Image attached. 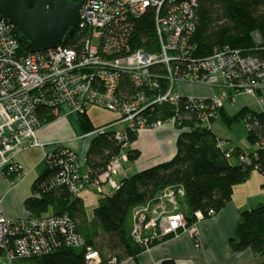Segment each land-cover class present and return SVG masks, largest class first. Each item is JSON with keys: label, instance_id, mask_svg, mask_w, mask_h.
<instances>
[{"label": "built area", "instance_id": "2783aa9c", "mask_svg": "<svg viewBox=\"0 0 264 264\" xmlns=\"http://www.w3.org/2000/svg\"><path fill=\"white\" fill-rule=\"evenodd\" d=\"M196 5L197 0H85L76 29L85 34L80 47L66 44L36 52L22 51L15 25L1 20L0 174L13 175L16 185L29 173L18 155L40 147L42 161L59 165L57 181L72 193L80 194L89 185L108 193L107 186L116 189L119 185L115 177L123 173L122 160H127L126 150L131 146L129 132L168 124L178 133L176 126L182 117L212 129L220 109L240 94L254 96L258 110L264 111V60L226 48L190 61ZM148 8L156 11L154 34L147 47H133L130 26ZM124 79L130 87L123 86ZM184 84L207 85L217 91L188 94L181 88ZM165 105L170 110L162 108ZM92 106L113 110L119 116L110 126L95 130L92 137L111 127L124 149L90 182L86 155L60 141L44 142L38 132L50 116L85 113ZM168 112L172 115L167 116ZM121 119L124 125L116 128ZM218 143L222 149L229 148L228 154L234 149L226 139L219 138ZM240 159L249 161L244 154ZM185 196L182 185L167 186L154 200L136 208L133 239L149 250L154 240L189 231L200 245L197 225L207 218L197 211L188 226L181 210ZM208 214L214 217L215 211ZM59 234L69 246H85L87 264H103L101 252L87 245L68 214L35 216L26 212L25 216L11 217L0 197V264L49 253ZM107 264L119 261L112 257Z\"/></svg>", "mask_w": 264, "mask_h": 264}, {"label": "trees", "instance_id": "16d2710c", "mask_svg": "<svg viewBox=\"0 0 264 264\" xmlns=\"http://www.w3.org/2000/svg\"><path fill=\"white\" fill-rule=\"evenodd\" d=\"M77 1L82 4L85 0ZM195 10L197 20L190 39L194 47L189 56L190 61L226 48L240 50L243 54H252L264 60V0H197ZM155 17V9L148 8L140 18L133 21L130 26L131 46L147 47L150 36L154 34ZM255 30L260 32L262 41H256L253 35ZM83 35L79 29L76 30L67 44L79 48ZM21 45L25 52L24 45ZM123 81V86L130 87L127 79ZM162 108L169 109L166 105ZM169 115H172L171 112H168ZM218 117L230 126L234 122L245 121L248 129L247 143L254 149L248 151L234 145L228 154L229 148L219 147L218 139L222 137L213 129L198 125L195 119L182 117L176 126L179 132L177 153L173 158L122 178L111 193H101L93 210L97 229L94 233H89L85 224L87 215L83 198L57 181L60 172L57 163L41 161L43 171L32 184V194L23 201L26 212L35 216L68 214L75 220L87 245L101 252L103 264H107V260L112 257H116L119 262L127 258L136 259L147 247L137 243L131 235L129 215L135 205L154 200L167 186L182 185L186 191L183 208H186L185 214L190 226L197 211H202L207 219H211L213 217H208V213L214 210L216 216L232 199L235 186L246 182L253 171L264 174V111L243 106L230 114L221 108ZM55 119L50 116L42 125ZM78 121L84 133L112 124L108 122L96 126L88 111L79 113ZM138 134L129 132L131 146ZM131 146L126 151L129 160L135 161L141 156V151ZM123 149V144L116 139L112 128H106L93 136L86 154L90 182L97 179ZM242 154L247 155L249 161L241 160ZM5 177L13 181L14 176ZM173 236L154 240L150 246ZM58 237L49 253L19 260L16 264H87L85 246H69L64 240L65 236L59 234ZM193 238L196 242L197 237ZM229 244L239 252L251 249L260 256L257 264H264V202L240 212L239 222L229 238ZM160 264L177 262L166 258Z\"/></svg>", "mask_w": 264, "mask_h": 264}, {"label": "crops", "instance_id": "0c3cea01", "mask_svg": "<svg viewBox=\"0 0 264 264\" xmlns=\"http://www.w3.org/2000/svg\"><path fill=\"white\" fill-rule=\"evenodd\" d=\"M191 94L204 95L203 91L193 92ZM235 102L236 101H229L225 109L231 112L230 108H232V104ZM249 102L250 103L240 104L233 110V113L243 106H250L254 109L259 108L254 97L251 98ZM58 123L59 120L57 119L49 124L43 125L38 132L39 139H42L44 142L60 141L63 145L72 148L80 155H86L90 141L88 143H72L75 137L63 136L60 138V136H54L55 134L51 135L43 131L46 126L54 127ZM177 136L178 133L176 129L168 124L157 129H144L139 132L132 146L141 151V156L133 161V163H129V166H124L125 171L118 174V181H121V179L126 176H130L128 173L130 170L134 169L135 171H140L151 165L173 158L177 153ZM227 140L231 142V140ZM231 144L240 146L248 151L254 149L248 143L239 144L231 142ZM258 174L259 175H255L257 179H254L253 183L245 187H239L243 186L245 182L237 185L238 189L234 191L232 199L215 217L198 223L200 245L196 244L189 231H183L179 236L159 242L149 250H145L139 254L136 259L127 258L119 262V264H160V262L166 258L176 260L177 264H257L260 261L259 255L255 254L251 249L240 252L233 250L229 244V238L234 233L239 222L240 212L255 206L256 204H253L255 198L263 199L261 197L264 193L258 191L256 186L264 180V176L259 172ZM237 186H235V188ZM107 189L108 191L114 190L109 186H107ZM4 195L3 186L0 185V197L4 199ZM79 196L83 198L82 195L79 194ZM83 200L85 203L84 198ZM258 201V203L263 202V200ZM4 210L7 215L11 217H19L16 216L15 208L8 205L7 202L5 203ZM88 218L89 216L87 215L85 224L90 226L87 224L90 221V218ZM90 222L91 224H96L94 219H91Z\"/></svg>", "mask_w": 264, "mask_h": 264}, {"label": "rangeland", "instance_id": "374dc122", "mask_svg": "<svg viewBox=\"0 0 264 264\" xmlns=\"http://www.w3.org/2000/svg\"><path fill=\"white\" fill-rule=\"evenodd\" d=\"M253 35H254L257 42L262 41V36L258 30H255L253 32ZM206 86H200L197 84H184V85H182L181 88H182V90L186 91L185 93H188V94H191L193 92H198V91L202 92L203 91V94L206 95V94H210V93L217 91L214 88H210V87H206ZM246 95L247 94H240L238 96L236 102L234 104H232V108H230L231 112L229 110L227 112L230 114H233V110H235L240 104L250 103L249 101H251V98H253L254 96H251V95L246 96ZM254 99H255V101H257V99L255 97H254ZM257 106H259V105H257ZM225 107H226V105L223 106L222 108H225ZM88 114L90 115V117L92 118V120L96 126L106 124L110 121L114 123L116 121V119L119 118L117 112H115L113 110H108L105 108L94 107V106H92L88 109ZM78 115H79V113L72 112V113L67 114L66 116L56 118L55 120L58 119L59 123L57 125L53 124V125H55L54 127L53 126H46V128H44L43 131L48 133V134H51V135L55 134L54 136H60V138L63 136L64 137H67V136L68 137H75L72 143H88L91 140L92 135L94 134V131L87 132V133L82 132L81 127L79 125V121H78ZM123 122L124 121H122V119H121L120 120L121 124L120 123L116 124V128H122V126L124 125ZM42 127H43V125H42ZM212 129L219 137H222L226 140L229 139V140H231L232 143H239V144L247 143V133H248L247 131H248V129H247V126L245 124V121H237V122H234L233 125L230 126V125L226 124L220 117H218L215 121H213ZM132 147L133 146H131V148ZM43 153H44V151L42 148L34 147V148H30V149H28V150H26V151H24L18 155V160L25 167L24 170L28 171L29 173L21 181H19L16 185H14L13 181H9L7 178H5L4 176H2L0 174V185L3 186V192L5 194L4 199H3V205L5 206V203L7 202L8 205L13 206L15 208L16 216H25L26 215V209L24 207L23 201L25 198H27L28 196H30L32 194V184H33L34 180L43 171V164L40 163L42 158L44 157ZM86 162H87V159H86ZM129 163H133V161L129 160V156L127 154V160H122L123 171H125L124 166H126V167L129 166ZM84 169L87 170V166H84ZM135 172H137V171H135L134 169L128 171V173L130 175L134 174ZM258 172L259 171H257V170L253 171V173H252L251 177L248 179V181H246L243 184V186H239V187H245L246 185L253 183L254 179H257L256 178L257 176H255V175H259ZM262 175L264 176V174H262ZM115 178L117 181L119 180L118 175H116ZM263 184H264V180L261 181L260 183H258L256 188L258 189V191H262L264 193V185ZM12 186H14V187H12ZM236 189H238V186L236 188H234V191H236ZM113 191L114 190H112V191L110 190L109 193H111ZM161 192H162V190H161ZM80 195H82L83 198L85 199L84 205H85V208L87 210V215L90 218V219L89 218L88 219L91 221V219L92 220L94 219V211L93 210H94V207L98 203V198L101 195V193L97 190L96 187H94L93 185H89L80 193ZM261 198H263V199L255 198L253 201V204H257L259 202L258 200H263V202H264V195H262ZM145 204H146L145 202L140 203V204L135 205L132 208L130 215H129L130 231H132V226H133L132 221H133V215L135 213L134 210L136 208H140V207L144 206ZM181 210L184 213H186V208H183L181 206ZM90 221L87 223L88 225H90V226H87V230L89 233H94L95 230H97L96 225H94L93 223L91 224ZM17 262L18 261H15V264Z\"/></svg>", "mask_w": 264, "mask_h": 264}, {"label": "water", "instance_id": "95a60500", "mask_svg": "<svg viewBox=\"0 0 264 264\" xmlns=\"http://www.w3.org/2000/svg\"><path fill=\"white\" fill-rule=\"evenodd\" d=\"M77 0H0V21L15 25L28 52L66 45L80 19Z\"/></svg>", "mask_w": 264, "mask_h": 264}, {"label": "bare ground", "instance_id": "6f19581e", "mask_svg": "<svg viewBox=\"0 0 264 264\" xmlns=\"http://www.w3.org/2000/svg\"><path fill=\"white\" fill-rule=\"evenodd\" d=\"M231 143V142H230Z\"/></svg>", "mask_w": 264, "mask_h": 264}]
</instances>
